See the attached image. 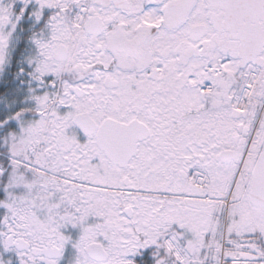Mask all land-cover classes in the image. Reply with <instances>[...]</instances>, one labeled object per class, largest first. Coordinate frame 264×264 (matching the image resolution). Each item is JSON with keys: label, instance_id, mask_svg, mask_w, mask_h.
I'll return each instance as SVG.
<instances>
[{"label": "snow or ice", "instance_id": "6c2138e0", "mask_svg": "<svg viewBox=\"0 0 264 264\" xmlns=\"http://www.w3.org/2000/svg\"><path fill=\"white\" fill-rule=\"evenodd\" d=\"M0 264H264V0H0Z\"/></svg>", "mask_w": 264, "mask_h": 264}]
</instances>
